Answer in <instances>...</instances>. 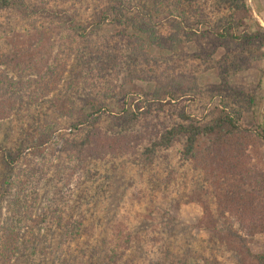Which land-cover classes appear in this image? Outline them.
<instances>
[{"label": "rangeland", "instance_id": "obj_1", "mask_svg": "<svg viewBox=\"0 0 264 264\" xmlns=\"http://www.w3.org/2000/svg\"><path fill=\"white\" fill-rule=\"evenodd\" d=\"M62 1L26 0L57 15L0 10V148L22 154L12 167L0 155V251L5 236L9 245L0 264H259L236 239L264 254L257 134L236 137L243 150L233 157L200 144L196 158L182 162L178 143L141 167L131 154L105 152V140L78 153L87 130L69 125L101 110L102 131L147 141L179 112L204 123L225 105L240 111L242 127L264 132V0H147L155 15L141 19L147 35L133 28L135 11L128 26L92 27L98 0ZM67 13L77 25L88 21L85 38L67 29ZM184 18L191 32L181 30ZM196 18L206 23L202 32L234 18L237 34L254 39L238 45L196 35ZM155 97L164 99L162 113L133 124L112 119ZM40 140V152L28 149Z\"/></svg>", "mask_w": 264, "mask_h": 264}, {"label": "trees", "instance_id": "obj_2", "mask_svg": "<svg viewBox=\"0 0 264 264\" xmlns=\"http://www.w3.org/2000/svg\"><path fill=\"white\" fill-rule=\"evenodd\" d=\"M84 1L87 2L90 0ZM141 1L142 0H139L140 3L132 5L127 3L126 0H98L99 5L94 7L96 12V15H94L95 21H93L94 23L91 26L96 27L105 23H116L118 25L123 24V26H128L126 23H129L132 20V13L135 11L140 16V20H134L133 28L138 34L139 32L146 34L147 31L140 27L142 23L141 19L144 16H148V19H152V15H155L153 14V9L146 8L144 3H147V0ZM77 2L79 3V1ZM100 2H103V4ZM5 9H15L16 12L22 17L43 13H47L48 15H57L54 13V11L45 10L43 8L37 9L36 7V11L32 10L26 3V0H0V10ZM68 14L69 13H67L68 19L66 21L67 29H80L82 30L80 37L85 38L87 34L86 24L89 25L87 23L88 21H85L84 25H77L75 18ZM195 20V27L198 29L195 30L196 35L197 32L200 31L203 36L207 35L211 39L228 40L238 45H250L251 39H254V37L251 35L247 36L245 34H237V28L241 26V22L235 21L234 18H229L226 22H219L215 25V27L208 26L204 32H202V29L200 28L206 24L204 23L205 21L197 18ZM189 22L190 21L185 18L182 19V22L179 23L181 30L185 32L190 30L191 32L192 29L189 26ZM121 36L123 39H127L128 37L125 31H123ZM111 62L112 61H110V63ZM114 63L107 65V67H113ZM220 89L224 91L230 89L228 83L225 80H223L222 87H220ZM164 96L170 99L175 98L172 91H164ZM163 100L164 99L156 97L146 99V101H144L143 111H140L141 108H138V110L136 109L135 113L133 114L128 113L127 111H122V114H116L112 117V119L115 120L116 124L137 123L139 122L140 117H143L146 120V118L151 116L153 112H155V114L163 112ZM253 101V96H249L248 102L252 104ZM103 110L104 109H102V111ZM239 112H235L234 110L232 111L231 108L221 105L220 107L211 111L209 115L204 117V123H199L192 120L191 116L187 115L185 112H179L177 115L178 122L173 123L170 127H167L163 130L155 131L154 134H157L156 137L147 136V141L145 139L142 140V134L137 132L130 133L124 131V133L117 132L114 134H109L108 132L106 133L102 131L101 128L98 127V125L101 123V118H103L101 115V110L95 113H89L85 115V117L82 115L84 119H78L77 121L71 123L69 128L74 130V132L81 131L82 129L87 130L84 140L80 145H77V149H79L78 153H81L83 150H85L84 148L86 145L91 144V140L96 141L97 144H100L101 142H104L103 140H105V152L110 153L118 150L122 154H131V156L136 159V162L139 166L149 167L158 160L159 154H161V152L173 149L178 143H180L182 146L180 151V160L182 162H188L189 160L196 158V148H198L200 144L206 145V150H211L214 153H218L216 154L218 157L221 153L223 155L222 157H224V155L229 156L230 154L233 157L235 155L234 152L243 150V144L241 141H238L236 137H240L243 134H257L262 140H264V132L256 133L255 131L244 128L240 125ZM105 113L107 114L109 112L106 110ZM164 126H168V123L164 124ZM44 145L45 141L40 140L38 144L29 145L28 149L32 152H40L42 146ZM0 155L3 156L8 167H12L22 156L21 153L12 152L7 148H0ZM228 156L226 159H228ZM236 239H238L242 247L246 249V253L250 259L255 260L259 264H264V254H251L247 245V240L240 236H238ZM6 241L7 236L4 237L3 242L1 243L2 251H0V260H2V263H6L8 260L6 250L3 252V249H6L9 246ZM105 258H108V255H105ZM204 264H213V262L209 259H204Z\"/></svg>", "mask_w": 264, "mask_h": 264}]
</instances>
